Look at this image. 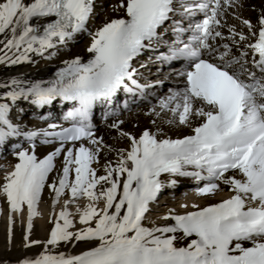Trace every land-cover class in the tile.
I'll return each mask as SVG.
<instances>
[{
    "label": "snow or ice",
    "instance_id": "obj_1",
    "mask_svg": "<svg viewBox=\"0 0 264 264\" xmlns=\"http://www.w3.org/2000/svg\"><path fill=\"white\" fill-rule=\"evenodd\" d=\"M243 6L242 0H115L90 27L97 0H0V64H34L32 55L50 59L78 36L89 38L86 59H62L46 79L24 73L0 79V145L19 141L11 144L16 163L0 183L9 239L11 213L26 206L22 247L39 248L12 264H264V8L255 9L252 23L237 14ZM144 53L147 60L139 61ZM148 66L160 78L141 83ZM21 102L44 127L22 124L23 108L11 118ZM53 104L62 123L46 122L52 117L44 110ZM133 106L148 126L130 132L120 119L106 125L126 148L95 135L97 109L107 121ZM37 141L52 146L42 158ZM101 153L98 175L92 164ZM173 177L188 178L195 196L211 202L182 203L185 211L168 208L146 222L158 194L177 185ZM45 186L53 207L68 198L47 238L37 240L30 230ZM224 189L230 194L217 199ZM81 197L87 203L76 206L81 227L73 229L68 206ZM61 244L69 250L60 251Z\"/></svg>",
    "mask_w": 264,
    "mask_h": 264
},
{
    "label": "bare ground",
    "instance_id": "obj_2",
    "mask_svg": "<svg viewBox=\"0 0 264 264\" xmlns=\"http://www.w3.org/2000/svg\"><path fill=\"white\" fill-rule=\"evenodd\" d=\"M102 0H97L98 7L96 9V15L93 20L89 21V26L94 27L95 24H98L106 14L109 13L110 6L115 2V0H105L101 3ZM243 8L237 10V14L243 18L248 19L252 23L256 22V17L258 15L255 9L264 8V0H242ZM226 20L228 24L236 25L237 29L241 27L240 21L234 19L232 16H227ZM225 35H227V29H222ZM246 32L247 29H244ZM4 37L0 35V40H3ZM88 37L85 35L78 36L76 41L73 43H69L65 49L60 50L57 54L50 59H44L42 57H37L32 55V59L35 61L32 63H22L19 65L6 66L4 64H0V79L7 77L9 75H15L17 73H24L26 78H42L46 79L51 75L52 72L55 71L56 67L59 66L60 61L62 59L70 58L74 54L82 55L85 59L87 58L86 53L84 52V46L88 41ZM78 41V42H77ZM3 45L0 44V48ZM148 58V54L144 53L139 57V61H146ZM133 66H136V61L133 62ZM173 67H179V64H174ZM166 69V68H165ZM166 69L165 71H167ZM143 75L140 79L141 83L147 80H155L160 77L156 75V67L148 66L142 70ZM169 85L163 87L166 91ZM155 102V101H153ZM65 108L67 105L64 106ZM146 105H141V108H146ZM23 108L24 112L20 114V122L22 124H27L28 126H37L44 127L45 122L40 121L36 116L33 115L32 111L29 110L28 105L23 102L17 104L16 108L12 109L11 118L15 121L17 116V109ZM103 109H97L95 111V115L93 116V124L95 125V135L98 137H103L105 143L112 145L114 148H126L127 141L120 139H113L116 136L114 130H110L107 128V124L111 123L113 119H120L123 121L121 125L122 129L125 131L136 132L140 128L148 126V119L143 116L142 113L137 112L136 108H133L131 112H124L118 117H110L107 121L104 120L103 114L99 115ZM16 113H15V112ZM44 111H48L51 115V119L47 120V123H62L60 120V107L53 104L49 108H46ZM44 111L39 112V115H43ZM134 125H138V127H133ZM187 130H185L186 133ZM175 133H173L174 135ZM19 143V141L9 140L8 142L0 145V183L3 182V177L6 171H10L12 166L16 163V159L11 155V144ZM27 147V144L24 145ZM78 146V145H77ZM85 146H87V142H85ZM52 150V146L40 144L37 141V146L35 148V154L38 158H42L47 152ZM109 160L115 161V154L109 155ZM63 157L60 156L56 160L57 168L60 167V162ZM104 154H100L99 164L93 162L92 167L97 169L98 175H103V165H104ZM56 175V171H53L46 184L52 182V177ZM173 179L177 180V185L174 188L169 189V191H173L170 197H167L168 201L165 199L158 198L157 201L151 205L153 211L148 214L145 218L146 222L149 219H155L157 216L162 215L166 209L175 208L176 211L183 212L186 209L181 208L179 205L182 203L192 204L196 203L199 205H203L206 202H211L202 198H198L195 194L191 195L189 193V187H195V184L189 180L188 178L183 177H173ZM227 189L217 194V199L226 197L229 195ZM67 196H63L58 201L57 205L53 207L51 203V194L47 186L41 192V199L37 204V211L39 215H36L32 218V228L30 230V236L32 239L43 240L47 238V233L50 230L51 224L55 220V213L60 211L63 207V200L67 199ZM87 203L84 198H79L76 200L75 204H69L68 211L73 214L72 219L74 220L73 229L80 228L81 225L78 222V216H76V206L79 205L81 208ZM167 203V204H166ZM175 204V205H173ZM98 206H102V204H98ZM190 210V209H187ZM49 213L52 214V219H49ZM8 216L9 210L7 207L6 200L0 196V260H8L9 264H12V261L22 254H32L39 251V248L33 246L30 249L25 250L22 247L23 234H24V226L27 220V209L26 206L22 209V212L17 214L16 212L11 213L12 217V225H11V239H9V226H8ZM157 225L165 223L162 220H156ZM83 245H78L77 247H72L70 250L74 253L81 250ZM60 251H68L69 248H66L63 244L59 246Z\"/></svg>",
    "mask_w": 264,
    "mask_h": 264
},
{
    "label": "rangeland",
    "instance_id": "obj_3",
    "mask_svg": "<svg viewBox=\"0 0 264 264\" xmlns=\"http://www.w3.org/2000/svg\"><path fill=\"white\" fill-rule=\"evenodd\" d=\"M105 0H102V2L101 3H103ZM85 35H83V37H84ZM78 42V41H77ZM166 70V69H165ZM167 85H169V84H167V83H165L164 84V86L163 87H166ZM164 89V88H163ZM133 108H135V106H133ZM133 110V109H132ZM15 112V111H14ZM16 113V112H15ZM122 113H124V112H122ZM171 196V194L169 193V190H162L159 194H158V198H162V199H165V201H168V199H167V197H170ZM167 204V203H166ZM173 205H175V204H173Z\"/></svg>",
    "mask_w": 264,
    "mask_h": 264
}]
</instances>
